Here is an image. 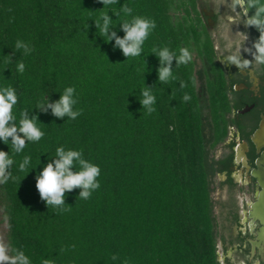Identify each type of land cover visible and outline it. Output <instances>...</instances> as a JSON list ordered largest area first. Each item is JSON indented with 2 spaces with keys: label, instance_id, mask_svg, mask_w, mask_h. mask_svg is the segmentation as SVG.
Returning a JSON list of instances; mask_svg holds the SVG:
<instances>
[{
  "label": "trees",
  "instance_id": "obj_1",
  "mask_svg": "<svg viewBox=\"0 0 264 264\" xmlns=\"http://www.w3.org/2000/svg\"><path fill=\"white\" fill-rule=\"evenodd\" d=\"M105 13L120 37V24L134 16L156 22L141 56L127 59L115 40L100 37L95 20ZM17 40L31 53L15 51ZM163 47L176 55L187 48L192 59L173 60L174 78L161 83L152 50ZM215 55L197 0H118L105 8L99 0H0V88L16 91L17 124L27 109L44 133L21 153L0 140L14 161L15 179L0 184L9 254L18 248L31 264H219L211 191L223 168L214 150L227 134L229 106ZM147 86L156 98L150 114L139 102ZM67 87L75 89L73 110H82L75 120L37 108ZM58 147L82 151L100 168V187L88 199H77L80 188L66 193L67 210L48 208L36 189Z\"/></svg>",
  "mask_w": 264,
  "mask_h": 264
},
{
  "label": "flooded vegetation",
  "instance_id": "obj_2",
  "mask_svg": "<svg viewBox=\"0 0 264 264\" xmlns=\"http://www.w3.org/2000/svg\"><path fill=\"white\" fill-rule=\"evenodd\" d=\"M236 8L239 15L229 21L224 11L201 12L197 0L201 19L213 38L215 61L223 74L229 106L227 134L215 148L219 146L221 154L215 157L214 151L215 159L223 161V168L216 174L221 194L217 254L219 264H264V231L252 216V205L261 191L254 173H264V163L257 164L264 158V63L254 61L253 43L258 34L246 26L239 6ZM228 25L234 36L231 41L227 38ZM233 54L241 62L249 61L248 66H226L223 61Z\"/></svg>",
  "mask_w": 264,
  "mask_h": 264
},
{
  "label": "clouds",
  "instance_id": "obj_3",
  "mask_svg": "<svg viewBox=\"0 0 264 264\" xmlns=\"http://www.w3.org/2000/svg\"><path fill=\"white\" fill-rule=\"evenodd\" d=\"M100 3L106 6L118 3V0H99ZM243 0H232L233 7L241 5ZM121 11L127 16L131 15L132 9L126 4L121 7ZM117 17L119 13H114ZM264 6L256 9L255 15L250 17L247 21V27L255 26L259 29V38L253 43L255 52L252 53L254 61L257 63H264ZM229 21L232 17H228ZM112 17L108 14H102L95 20V27L100 33V37L107 38L108 43L115 40V47L120 49L123 55L128 59L129 57H138L142 54V45L145 43L150 32L156 28V22L142 16H134L131 20L123 21L122 27L125 35L120 37L116 31L110 30L112 26ZM105 40V39H104ZM23 49V54L28 55L32 49L23 41L17 40L15 44V51ZM246 51L248 49H245ZM152 52L160 61V66L157 69L158 82H168L174 78L172 73V62L176 61V65L187 64L192 56L187 48L181 47L179 55L171 52L168 47L161 49L153 48ZM226 66L235 65L237 69H242L248 66L249 61L241 59L239 56L233 54L229 55L223 61ZM17 70L21 74L25 70V65L21 61L17 65ZM75 89L67 87L60 96V99L53 102L50 98H42L38 103L37 108L41 112L47 113L51 109L52 114L63 119L75 120L81 115L82 110L74 111L73 106L77 100L73 98ZM190 97L185 94L184 100L188 101ZM18 102L16 91L13 87L7 86L0 88V140L4 144L9 145L10 152L21 153L27 141H39L44 133L37 127L39 121L38 115L29 116L27 109L20 112L19 123L16 122V117L13 115V106ZM139 102L142 109H146L150 114L155 111L153 105L156 103L155 96L151 93L149 86L141 90V98ZM11 138V139H9ZM31 157L25 156L19 164V170L25 171L30 164ZM14 161L9 157V152L0 150V184H6L9 179H15L13 174L9 171ZM79 168V171H74V168ZM100 175V168L83 158L82 151L65 150L64 147L56 149L55 158L51 159L43 170L36 176V189L39 192L40 199L46 202L47 207H56L58 210H67L64 208L66 193L73 189L80 188L81 191L77 199H88L92 191L100 187L97 177ZM74 247V246H73ZM9 245L0 239V264H31V261L24 251L15 248L11 249L13 254H9ZM119 257L113 255L112 259L117 260ZM42 264H53L50 260H43ZM127 264V261H125Z\"/></svg>",
  "mask_w": 264,
  "mask_h": 264
},
{
  "label": "rangeland",
  "instance_id": "obj_4",
  "mask_svg": "<svg viewBox=\"0 0 264 264\" xmlns=\"http://www.w3.org/2000/svg\"><path fill=\"white\" fill-rule=\"evenodd\" d=\"M198 8L202 12H209L210 10L214 11H220V13H223V11L226 14V18L229 16L237 17L239 14L236 11V6L233 7L232 0H198ZM223 15V14H222ZM220 15L221 22L224 21L223 16ZM233 27H236V24H233ZM227 38L232 40L234 37L233 34H230L232 30L231 26L228 25L227 27ZM226 37V34H225ZM215 151V157H218L221 154V149L218 148ZM221 197L220 190H219V183H218V176L214 177L213 183H212V191H211V198L214 202V215L216 219V230L218 231V234L220 233L221 226V217L219 213V205H218V199ZM6 232H7V225L6 222L2 219L1 212H0V239H2L6 243ZM218 243V241H217ZM218 253V252H217Z\"/></svg>",
  "mask_w": 264,
  "mask_h": 264
},
{
  "label": "water",
  "instance_id": "obj_5",
  "mask_svg": "<svg viewBox=\"0 0 264 264\" xmlns=\"http://www.w3.org/2000/svg\"><path fill=\"white\" fill-rule=\"evenodd\" d=\"M238 6L247 22L250 17L255 15L258 7L264 6V0H243V3ZM261 18L264 19V14H262ZM251 28L259 37V29L255 26H252ZM260 163H264V158L260 159L257 164L259 165ZM254 177L258 179L261 191L258 193L257 200L252 205L254 211L252 212V216L259 220L262 224V231H264V173L256 172L254 173ZM218 260H220L219 257Z\"/></svg>",
  "mask_w": 264,
  "mask_h": 264
}]
</instances>
